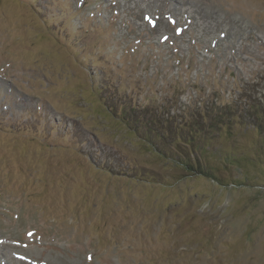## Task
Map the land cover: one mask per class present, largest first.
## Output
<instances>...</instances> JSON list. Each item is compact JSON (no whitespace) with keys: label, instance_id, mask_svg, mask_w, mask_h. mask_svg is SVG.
I'll use <instances>...</instances> for the list:
<instances>
[{"label":"rangeland","instance_id":"rangeland-1","mask_svg":"<svg viewBox=\"0 0 264 264\" xmlns=\"http://www.w3.org/2000/svg\"><path fill=\"white\" fill-rule=\"evenodd\" d=\"M242 87L264 90V0H0V264H264L258 136L190 177L101 101Z\"/></svg>","mask_w":264,"mask_h":264},{"label":"trees","instance_id":"trees-1","mask_svg":"<svg viewBox=\"0 0 264 264\" xmlns=\"http://www.w3.org/2000/svg\"><path fill=\"white\" fill-rule=\"evenodd\" d=\"M102 90L97 91L99 96ZM236 96L222 99L221 92L217 91L195 110L185 107L174 112L164 107H143L133 102L129 94L116 99L105 95L101 101L127 133L149 145L156 154L190 177H207L222 183L218 175L224 169L242 168L243 161L255 158L237 154V148L229 150V139L234 140L241 130L251 131L258 136V142L264 144V90L242 87ZM220 141L224 142L221 147L218 146ZM258 146L254 156L264 153ZM106 168L119 174L114 162H108Z\"/></svg>","mask_w":264,"mask_h":264}]
</instances>
